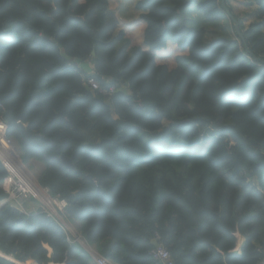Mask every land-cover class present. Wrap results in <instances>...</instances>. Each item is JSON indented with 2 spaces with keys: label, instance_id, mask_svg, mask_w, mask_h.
Returning a JSON list of instances; mask_svg holds the SVG:
<instances>
[{
  "label": "trees",
  "instance_id": "obj_1",
  "mask_svg": "<svg viewBox=\"0 0 264 264\" xmlns=\"http://www.w3.org/2000/svg\"><path fill=\"white\" fill-rule=\"evenodd\" d=\"M248 4L233 15L242 40L220 0H138L139 44L110 0H0L7 135L23 163H43L37 182L66 201L79 235L116 264H159L157 242L175 264L264 256V63L253 59L264 60V0ZM168 43L186 53L159 58ZM87 60L113 95L90 91ZM0 251L21 263L91 261L41 206L9 202Z\"/></svg>",
  "mask_w": 264,
  "mask_h": 264
},
{
  "label": "built area",
  "instance_id": "obj_2",
  "mask_svg": "<svg viewBox=\"0 0 264 264\" xmlns=\"http://www.w3.org/2000/svg\"><path fill=\"white\" fill-rule=\"evenodd\" d=\"M92 90L103 95H111L115 92L114 87L102 88L93 76L85 79ZM20 154L15 147L14 140L7 135V123L0 117V165L7 173V178L0 184L1 189L7 194L5 202L20 201L21 204L27 200L36 201L42 207L44 215L55 221L65 232L67 239L78 242L90 255L92 264H116L111 259L100 255L96 249L90 246L79 234L70 238L72 232V221L65 215L66 201L59 195H51L47 187L39 186L36 181L26 176L22 169ZM20 211L26 212L21 206ZM155 238L159 240V235L155 233ZM149 255L159 264H175L170 252L161 242H157L150 250ZM47 264H65L48 262ZM257 264H264V256Z\"/></svg>",
  "mask_w": 264,
  "mask_h": 264
},
{
  "label": "crops",
  "instance_id": "obj_3",
  "mask_svg": "<svg viewBox=\"0 0 264 264\" xmlns=\"http://www.w3.org/2000/svg\"><path fill=\"white\" fill-rule=\"evenodd\" d=\"M115 1L116 0H110L109 10L114 12L120 19V22L123 24V26L135 36L136 42L139 44H142L143 30L145 28V23L139 20L138 17L140 15V11L134 8L135 3L138 0H133V1L128 0L127 6L122 4L121 6H118V7L114 6ZM226 1H227V5L231 8V13L236 16L238 15V17L239 15H245L249 10L252 9V6L248 4V0H226ZM126 7L128 8L130 15L132 16L131 19L125 18V13H127ZM169 45L171 46L170 48H172V53H175V52L186 53V52L181 51L179 48H177L173 43H169L167 45L168 48H169ZM80 67L83 69L84 72H91L93 69L92 63L88 61L80 64ZM26 202L28 206L27 211H35L38 209V204L36 202L34 201H26ZM1 206H2V203H0V207ZM243 240H244L243 236L236 233L235 250L237 252H239ZM2 253L3 255L1 254L0 256H3L4 258L12 260V261H16L11 254L7 255L4 252ZM26 261L31 262L32 264H36L35 261L30 260V259Z\"/></svg>",
  "mask_w": 264,
  "mask_h": 264
},
{
  "label": "rangeland",
  "instance_id": "obj_4",
  "mask_svg": "<svg viewBox=\"0 0 264 264\" xmlns=\"http://www.w3.org/2000/svg\"><path fill=\"white\" fill-rule=\"evenodd\" d=\"M127 1L128 0H116L115 3H114V6L115 7H118V6H121L122 4L127 6ZM131 1V0H129ZM133 1V0H132ZM127 9V13H125V18L126 19H131L132 16L130 15L129 11H128V8L126 7ZM238 16V15H237ZM135 17V16H134ZM240 18H243L244 15H239ZM169 44V43H168ZM171 46L169 45V48L166 47L164 50L162 51H157L156 54L158 55L159 58H164V57H168L170 55H173L172 54V48H170ZM184 52V51H183ZM179 53V52H177ZM15 141V140H14ZM17 146V143L15 142V147ZM18 148V146H17ZM19 158L21 159V154L19 156ZM22 161V160H21ZM21 169L23 171V173L28 176L31 180L33 181H36L37 182V179H38V176L40 174V172L44 169V165L42 162L40 161H37L35 159H30L28 163H22L21 165ZM3 201V200H2ZM0 202V203H3V202ZM11 204L16 207V208H20L21 206H23L24 209H28V206H27V202L24 203L23 205L21 204L20 201H13L11 202ZM72 232L69 233V237L70 238H74V237H77L79 232H78V229H79V224L76 223V222H72ZM70 241H72L71 239H69ZM3 255V253L0 251V255ZM2 258H4L3 256H1ZM17 264H32L31 262H24V263H21L19 261H15Z\"/></svg>",
  "mask_w": 264,
  "mask_h": 264
},
{
  "label": "water",
  "instance_id": "obj_5",
  "mask_svg": "<svg viewBox=\"0 0 264 264\" xmlns=\"http://www.w3.org/2000/svg\"><path fill=\"white\" fill-rule=\"evenodd\" d=\"M220 3H221V6L225 9L226 14L231 19L236 34L243 40L244 38H243L242 33L239 30V24H238L236 18L233 17V15L230 13L229 9L227 8V6L225 5L223 0H220ZM243 46H244L245 52L253 56V53L250 51V49L248 48V46L245 43H244ZM94 54H95L94 51H92L91 55L93 56ZM253 59L255 61L264 63V60H262L260 57L253 56ZM206 119H208V118H206ZM61 161H62V164L67 166V167H72L73 166L72 163H71V160H69V159H67L65 157H62Z\"/></svg>",
  "mask_w": 264,
  "mask_h": 264
},
{
  "label": "clouds",
  "instance_id": "obj_6",
  "mask_svg": "<svg viewBox=\"0 0 264 264\" xmlns=\"http://www.w3.org/2000/svg\"><path fill=\"white\" fill-rule=\"evenodd\" d=\"M228 8V7H227ZM233 15V14H232ZM234 17V16H233ZM176 46V45H175ZM164 50V49H163ZM162 51V50H161ZM88 62H90L89 60H87ZM88 76H93V69H92V71L91 72H84V74H83V80H85L86 79V77H88ZM86 82V81H85ZM98 82V81H97ZM99 83V82H98ZM88 85V84H87ZM100 85V84H99ZM89 86V85H88ZM101 86V85H100ZM102 87V86H101ZM109 87H114V86H109ZM109 87H102V88H109ZM89 88H90V86H89ZM115 88V91H116V87H114ZM90 91H92V92H98V91H95V90H92L91 88H90ZM98 93H100V92H98ZM115 93V92H114ZM113 93V94H114ZM101 94V93H100ZM113 94H111V95H113ZM103 95V94H102ZM111 95H104V96H111ZM7 130H8V128H7ZM8 134V133H7ZM15 142V141H14ZM17 147V146H16ZM18 149V148H17ZM18 152H19V149H18ZM19 154H20V152H19ZM22 160V159H21ZM23 163V162H22ZM38 183V182H37ZM40 186V185H39ZM7 195V194H6ZM7 197V196H6ZM6 199V198H5ZM5 199L2 201L3 203H2V206L4 205V204H6V202H5ZM27 201H32V200H27ZM26 202V201H25ZM25 202H23V204L25 203ZM34 202H36V201H34ZM37 203V202H36ZM22 204V205H23ZM38 204V203H37ZM1 206V207H2ZM38 206H39V204H38ZM0 207V208H1ZM19 209V208H18ZM26 212H30V211H27L26 209H24ZM72 222H76V221H72ZM77 223V222H76ZM85 240V239H84ZM78 243V242H77ZM88 243V242H87ZM89 244V243H88ZM90 246H92V247H94V245H92V244H89ZM45 247H46V249H48L49 251H50V249L45 245ZM95 248V247H94ZM96 249V248H95ZM97 251V250H96ZM98 252V251H97ZM101 255V254H100ZM91 256V255H90ZM105 257V256H104ZM107 258V257H106ZM12 261V260H11ZM15 264H17L15 261H13ZM65 264H66V261H63ZM63 262H60V263H63ZM37 264V263H36ZM90 264H92V262L90 261Z\"/></svg>",
  "mask_w": 264,
  "mask_h": 264
}]
</instances>
